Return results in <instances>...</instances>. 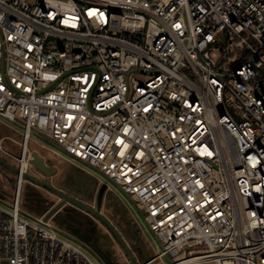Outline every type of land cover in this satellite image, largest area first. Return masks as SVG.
I'll return each mask as SVG.
<instances>
[{"label":"built area","instance_id":"1","mask_svg":"<svg viewBox=\"0 0 264 264\" xmlns=\"http://www.w3.org/2000/svg\"><path fill=\"white\" fill-rule=\"evenodd\" d=\"M1 119L0 264H98L21 214L34 134L131 199L162 246L139 264H264V0H0Z\"/></svg>","mask_w":264,"mask_h":264},{"label":"rangeland","instance_id":"2","mask_svg":"<svg viewBox=\"0 0 264 264\" xmlns=\"http://www.w3.org/2000/svg\"><path fill=\"white\" fill-rule=\"evenodd\" d=\"M22 132L23 128L19 122L0 120V139L4 135L21 141ZM1 143L13 154H19L20 146L15 141L5 137L1 140ZM40 143H43L45 147H41L39 145ZM29 148L37 150L49 166H55V173L47 176L46 173L42 172L33 163L29 165L28 173L52 183L57 188L87 204L96 205V198L101 185L97 177L108 181L111 189H105L102 193L101 212L109 217L110 221L115 225L130 249L134 252L139 263L146 261L161 251L162 246L160 240L149 231L146 225L143 227L140 224L141 227L139 226L136 220H139L140 223L143 222L142 214L134 206L131 199L122 193L113 181L102 176L100 172L92 167L86 166L85 164H78L75 161H69L62 157L60 155L62 150L46 135H32ZM53 150L58 153H55ZM0 157L12 165L17 164L12 157L5 155L1 151ZM15 183L16 173L0 163V204L3 206H8L12 202L15 193ZM60 201L61 199L47 189L37 184H32L27 179L24 180L20 194L22 215H24V212H41L48 207H54L57 203L59 205ZM73 215L86 217L83 211L74 208L71 204L67 202L60 203V206L54 211L53 223L55 229L62 236L81 246H86L78 237H85L90 242L89 237L83 234L80 235L75 227L66 224V221L73 218ZM88 220L89 222H93L97 234L102 235L98 243L99 245L101 244L100 247L102 246L104 250L108 251L106 253L108 256L111 254L109 257L110 261L115 264H130L122 247L107 228L97 221H92L90 218ZM93 256L97 259L98 264H103L96 255ZM165 260L166 263L171 262L167 257H165ZM104 263L108 264L109 262L105 261Z\"/></svg>","mask_w":264,"mask_h":264},{"label":"water","instance_id":"3","mask_svg":"<svg viewBox=\"0 0 264 264\" xmlns=\"http://www.w3.org/2000/svg\"><path fill=\"white\" fill-rule=\"evenodd\" d=\"M31 164L37 166L42 172L46 173L47 176L53 175L55 172V166H49L45 161L44 157L38 153L37 150L32 151V158L30 160ZM0 163L14 171L15 173H18V168L15 165L10 164L6 160H4L2 157H0ZM27 181H29L32 184H37L48 191L55 194L61 201L52 207L50 209L49 213H52L60 206V203L67 202L71 204L72 206H75L82 211L89 213L91 216H94L97 220H99L111 233V235L116 239V241L119 243V245L122 247L124 253L126 254L127 258L130 261V264H139V261L137 260L136 256L134 255L133 251L130 249L122 235L119 233L115 225L101 212V197L103 191L106 189V184L102 183L100 185L98 195L96 198V205L95 207L81 201L80 199L67 194L66 192L62 191L61 189L57 188L52 183L45 181L43 179L38 178L37 176L31 174V173H24L23 175ZM44 211V210H43ZM76 231V230H75ZM78 235V234H77ZM80 235H82L80 233ZM80 240H82L89 248L90 250L99 258V260L105 264V261H108V264H115L110 261L109 256L105 254L103 251L99 249L96 243L88 242V240L85 239V237H78Z\"/></svg>","mask_w":264,"mask_h":264},{"label":"flooded vegetation","instance_id":"4","mask_svg":"<svg viewBox=\"0 0 264 264\" xmlns=\"http://www.w3.org/2000/svg\"><path fill=\"white\" fill-rule=\"evenodd\" d=\"M68 194V193H67ZM70 195V194H69ZM82 201V200H81ZM86 203V202H85ZM93 207L94 204H89ZM74 208L78 209V210H81L77 207L74 206ZM82 211V210H81ZM84 212V211H83ZM86 217H79L77 215H73V218H71L69 221H66V224L68 226H71V227H75V229H77V231L87 237H89L90 239V242L91 243H96L97 246L99 247V249L101 251H103L105 254L108 252L106 250H104V248H102V246L100 247L99 245V240L101 238V234H97V231H96V227L94 226L93 222H89L88 218H90L92 221H97L99 222L100 224H102L99 220H97L94 216H91L89 213H86ZM106 216V215H105ZM107 217V216H106ZM109 219V217H107ZM110 220V219H109ZM103 225V224H102ZM104 226V225H103ZM108 230V229H107ZM103 238V237H102ZM98 241H97V240ZM97 242H96V241ZM93 253V252H92ZM134 253V252H133ZM94 254V253H93ZM95 255V254H94ZM111 256V254H109V257Z\"/></svg>","mask_w":264,"mask_h":264},{"label":"bare ground","instance_id":"5","mask_svg":"<svg viewBox=\"0 0 264 264\" xmlns=\"http://www.w3.org/2000/svg\"><path fill=\"white\" fill-rule=\"evenodd\" d=\"M199 258L198 257H187L183 258L181 256L177 257L173 263L169 264H195Z\"/></svg>","mask_w":264,"mask_h":264},{"label":"crops","instance_id":"6","mask_svg":"<svg viewBox=\"0 0 264 264\" xmlns=\"http://www.w3.org/2000/svg\"><path fill=\"white\" fill-rule=\"evenodd\" d=\"M34 135H37V134H34ZM2 137H5V136L3 135ZM2 137H1V138H2ZM11 138H12V137H11ZM13 139H14V138H13ZM14 140H16V139H14ZM16 141H18V140H16Z\"/></svg>","mask_w":264,"mask_h":264}]
</instances>
